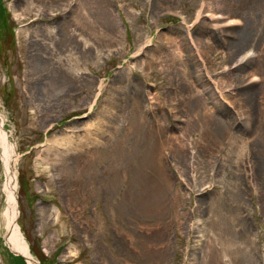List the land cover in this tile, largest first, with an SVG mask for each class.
<instances>
[{"label":"rangeland","instance_id":"1","mask_svg":"<svg viewBox=\"0 0 264 264\" xmlns=\"http://www.w3.org/2000/svg\"><path fill=\"white\" fill-rule=\"evenodd\" d=\"M0 115L35 264H264V0H0Z\"/></svg>","mask_w":264,"mask_h":264},{"label":"bare ground","instance_id":"2","mask_svg":"<svg viewBox=\"0 0 264 264\" xmlns=\"http://www.w3.org/2000/svg\"><path fill=\"white\" fill-rule=\"evenodd\" d=\"M83 19H84L83 24L85 25V27L92 28V25L88 26L87 20L85 19V17H83ZM110 24L114 25V22L111 21ZM177 43L178 42L175 43V47L178 49L180 46ZM184 44H186V43H184ZM112 45H114V44H112ZM259 52H260V55L258 57L261 56V50H259ZM249 53H250V51L248 50L241 57V60L248 58ZM3 124H4V119L0 115V143L3 146V159L5 162V169H6V174H7L6 188L11 194V197H10L11 203H10L8 210H6V216L9 219L8 227H11L12 229L10 231V234H8V236H7V241L10 245V248L13 251L21 252V253L25 254L29 260V264H35L36 262L34 260L32 253H31L30 246L24 240V238L21 234V231L19 229V226L18 225H14V227L10 226V223L11 222L13 223L14 219L18 215L17 204L15 203V199H16L15 194H16V189H17V186H16L17 175L13 171V168H14L13 153L15 152V145L11 144L8 141L6 134L4 133ZM153 149H154V151L156 150L155 147ZM151 167L153 169V172L156 173L158 171L156 163L152 162ZM154 193H156V189L154 190ZM236 258H238V256Z\"/></svg>","mask_w":264,"mask_h":264},{"label":"trees","instance_id":"3","mask_svg":"<svg viewBox=\"0 0 264 264\" xmlns=\"http://www.w3.org/2000/svg\"><path fill=\"white\" fill-rule=\"evenodd\" d=\"M6 19H7V18H4L5 21H6ZM19 257H20V256H19ZM20 259H21V262H22L23 264H25V261H24L23 257H20Z\"/></svg>","mask_w":264,"mask_h":264},{"label":"water","instance_id":"4","mask_svg":"<svg viewBox=\"0 0 264 264\" xmlns=\"http://www.w3.org/2000/svg\"><path fill=\"white\" fill-rule=\"evenodd\" d=\"M15 252V251H14ZM16 254L22 255L27 259V256H25L24 254H22L21 252H15Z\"/></svg>","mask_w":264,"mask_h":264}]
</instances>
